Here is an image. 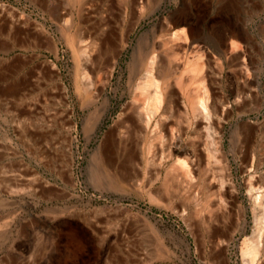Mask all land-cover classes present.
I'll list each match as a JSON object with an SVG mask.
<instances>
[{"label":"rangeland","instance_id":"obj_1","mask_svg":"<svg viewBox=\"0 0 264 264\" xmlns=\"http://www.w3.org/2000/svg\"><path fill=\"white\" fill-rule=\"evenodd\" d=\"M182 28L185 44L163 45ZM151 54L167 67L159 81L183 75L192 95L200 86L185 71L197 60L214 112L196 130L182 95L180 122L167 121L178 146L160 166L151 130L163 111L145 127L133 104ZM127 118L138 128L116 127ZM179 156L192 180L166 193ZM257 194L264 204V0H0V264H244L259 227L253 264H264Z\"/></svg>","mask_w":264,"mask_h":264},{"label":"bare ground","instance_id":"obj_2","mask_svg":"<svg viewBox=\"0 0 264 264\" xmlns=\"http://www.w3.org/2000/svg\"><path fill=\"white\" fill-rule=\"evenodd\" d=\"M129 1H131V3L134 4V5L137 2V0H129ZM80 8H81V6L79 7V9ZM109 10H111V9H109ZM177 12L180 13V14H188V9L185 6H181V7L178 8ZM60 17H62V15ZM182 29L183 30L181 31V33H176V31L175 32L173 31L174 33L172 32L173 39L166 40V41L162 40L163 45H166V44H168V42L173 41V40L174 41L175 40L176 41H178V40L181 41V42L180 41L179 42L175 41L177 44L182 43V42L185 44L188 40H187V37H186L185 28H182ZM179 34H181V35H179ZM169 38H172V37H169ZM102 39H103V37H102ZM104 39H105V37H104ZM191 41L190 42L192 44H194L195 42L197 43L199 41V39L192 37ZM102 43L104 44L103 40H102ZM176 43H175V45H177ZM92 44H93V42H92ZM184 44H182V45L184 46ZM190 44L188 46H192ZM231 45H232L233 50H235V49L239 50L241 48L239 46V44L236 43V42H233ZM87 50L88 49H86V48L84 50L82 49L81 53L86 55V58H87V61H88V62L86 61L88 63L87 65H85L86 69H91L92 68V64H93L92 63V61H93L92 58L93 57H91V56H92V54L94 52L92 53V49L89 50V51H87ZM90 51H91V53H89ZM137 54L138 53H136V55ZM231 54H233V53H231ZM162 57L165 58V56H162ZM167 57H168V55H166V58ZM143 59H144L143 56L135 57L133 64L135 65V62H136V64L137 63H141L143 61ZM173 59L177 60V61H180L179 57L173 58ZM108 61L104 65H106V67L108 69H110L111 68V64L109 63L110 61L109 62ZM195 61L197 62V60H195ZM196 62H193L191 65H189L188 69L185 71V72L190 73L191 78H196L197 82H198V84L200 86L196 90L195 94L193 93V95H192V93L190 94V92H187L188 94L186 93L187 80L185 79V77L183 75L177 77L174 80L173 83H170L168 81L167 76L161 77L163 80L161 79L162 81H159V79H160L159 77L160 76H158V75L159 74L163 75L165 73V70L167 69V67L164 65V62L162 61V59H159L157 57V54H153L149 58V60H148L149 65L146 68L143 76L141 77L142 78V80L140 82L141 93H139V97L137 98L136 102L133 103V104H136L135 105L136 106L135 110L138 112L137 114H139L138 116H139L140 121L143 123V125L145 127H149L150 124L153 122V120H155L156 116L161 112V110L163 111V112H161L162 114H160V116L155 120L153 128L151 130V132H153V134H154L153 139L157 140V142H158L156 144V150H158V153H159L158 154L159 161L157 163H155L156 166H160L164 161H166L168 159H171V156H173V154H172V152L174 150L173 148L175 147L174 145L178 146L175 143V139H176L175 133L177 132V130L175 129V131H174L172 127H169L167 125V121H169V119H173L174 120L173 122H175L173 124H178L180 122V120L177 119V117L173 114V112L175 110H178L177 109L178 102H179L180 98H182V95L183 96L187 95L188 99H186V100H187L188 109L191 112V115H192L193 119L195 120V122H199V123H196V125L198 126L197 127L198 129H196V130L206 129L205 131H207L209 129V127H210V123L212 122V118H213L212 115L214 114V112L212 111L213 109H211V105H209V92L207 90V87L205 86V83L207 81L204 83V75L202 73L203 72V66L198 65L197 64L198 62L197 63ZM169 65H170V62H169ZM182 72L184 74H186L184 71H182ZM182 72H181V74H182ZM83 73H84V78L85 77L86 78L89 77L87 70H84ZM174 87H175V89H174ZM188 109L186 108L185 110L187 111ZM183 115L185 116L186 119H189L188 116H187V113H186V115L185 114H183ZM126 117H127V115H126ZM188 121H187V123H188ZM124 123L129 124V126L131 128L132 127L133 128H138V127L134 126L133 122L129 118H127L125 120L122 119L119 122L117 121L116 127L119 126L120 124H124ZM168 128H170V132L168 133V137L164 139L163 136H162V130L163 129L166 130ZM174 128H175V126H174ZM114 131H115V128L111 129L110 131H108L107 135L105 136V138H104V140L102 142V149H103L102 154H103L104 158H107L108 152H110L109 150L112 147L113 143H111V142H112V136L114 134ZM207 133H209V132H207ZM207 138H208L207 139L208 142H206L205 145L208 146V153L212 152V154L214 153L215 157H216V155L219 154L218 153V150H219L218 141H216L215 136H210L209 135V137H207ZM187 145H188V147L191 148V150L189 152L191 153L192 156L190 157L188 155L190 157V159H193L195 162H197V161L199 162V160L204 159V155H202V153L201 154L196 153V151L198 150V148H196L198 146V143H197V146H196L195 142L187 144ZM129 148L131 149V147H129ZM130 149H127V150H130ZM204 149H206V147H204ZM127 150H126V152H127ZM177 151H178V149H177ZM184 153H186L184 155L187 156L188 152L185 151ZM208 153H207V155H209ZM133 156H131V157H133ZM153 159H154V157H153ZM194 161H193V163H194ZM189 169H190L189 165L185 162V159L184 158H180V156H179V158H177L176 161H174V163L172 164L170 169H168V172L166 174V179H165V182L163 184V191H165L167 193L168 190L170 189V187L173 185L174 181L178 182L179 185H181V186L184 185V187H186L188 185V183H190V181L192 180V175L190 173L191 170H189ZM92 171L93 172L98 171V167H95ZM223 183H224L223 180H221V186H222ZM174 186H176V185H174ZM260 199H261L260 194H257L255 196V201H256V203H259L262 206L263 212H261V213H262V215L264 217V204L261 203L262 201ZM170 203L167 202L165 204H166V206H169ZM184 210L182 209V212H185ZM179 214H182V213H179ZM260 218H261V215H260ZM187 225H189V224H187ZM259 228L261 229L262 227H259ZM259 228H258L256 234H254V236H251L249 238H245L243 240V242H242L241 254H242L243 258H244V260H243L244 264H253V262L255 261L256 255L258 254L259 243H261L260 242L261 231H260ZM218 232H221V231H218Z\"/></svg>","mask_w":264,"mask_h":264},{"label":"crops","instance_id":"obj_3","mask_svg":"<svg viewBox=\"0 0 264 264\" xmlns=\"http://www.w3.org/2000/svg\"><path fill=\"white\" fill-rule=\"evenodd\" d=\"M218 194H219V197H218ZM221 194H222V192H220V190L218 191V193L215 195L216 196V203L218 204V202H219V199H220V196H221ZM212 228H214V227H212ZM212 228L210 229V231H212ZM217 227H215V229H216ZM217 230V229H216Z\"/></svg>","mask_w":264,"mask_h":264}]
</instances>
